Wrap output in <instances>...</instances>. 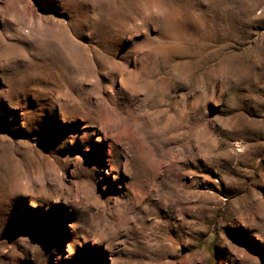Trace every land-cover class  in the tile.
<instances>
[{
    "label": "rangeland",
    "instance_id": "374dc122",
    "mask_svg": "<svg viewBox=\"0 0 264 264\" xmlns=\"http://www.w3.org/2000/svg\"><path fill=\"white\" fill-rule=\"evenodd\" d=\"M0 264H264V0H0Z\"/></svg>",
    "mask_w": 264,
    "mask_h": 264
}]
</instances>
